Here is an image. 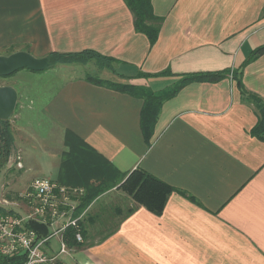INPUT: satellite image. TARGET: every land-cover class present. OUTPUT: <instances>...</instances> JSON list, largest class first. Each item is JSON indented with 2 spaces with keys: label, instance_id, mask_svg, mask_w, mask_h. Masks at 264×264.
Listing matches in <instances>:
<instances>
[{
  "label": "crops",
  "instance_id": "crops-1",
  "mask_svg": "<svg viewBox=\"0 0 264 264\" xmlns=\"http://www.w3.org/2000/svg\"><path fill=\"white\" fill-rule=\"evenodd\" d=\"M151 4L162 18L152 46L124 0H0L3 55L92 49L107 62L58 65L90 66L96 78L155 92L185 73L229 70L164 100L149 144L140 97L82 75L50 81L34 98L19 83L11 153L20 157L23 134L54 140L44 143L41 170L96 195L81 212L83 241L57 264H264V138L252 133L259 111L247 97L264 101V53L247 62L264 45V0ZM33 101L28 117L22 110ZM136 168L174 187L160 214L120 187ZM25 207L18 201L16 209ZM51 239L50 253L57 250Z\"/></svg>",
  "mask_w": 264,
  "mask_h": 264
},
{
  "label": "trees",
  "instance_id": "trees-1",
  "mask_svg": "<svg viewBox=\"0 0 264 264\" xmlns=\"http://www.w3.org/2000/svg\"><path fill=\"white\" fill-rule=\"evenodd\" d=\"M133 14L134 27L137 31L145 34L152 46L158 36L159 25L162 20L161 17L153 13L151 0H124ZM264 53V45L255 49L247 59V62L255 59ZM50 66L55 64H71V63H85L89 60H95L98 65L104 64L107 59L104 55L92 50L84 49L76 52H50L46 56ZM229 70L214 71V72H191L181 75L180 79L171 87L164 91H152L146 87L137 86L128 83L108 82L103 79L88 76L90 79L97 83L107 84L115 89L125 91L131 95L143 99V107L141 111L140 124L144 140L147 144L154 132V126L157 118V113L162 102L171 96L175 95L178 90L186 83L191 81H216L222 77L227 76ZM233 78L236 80V85L242 93H246L243 88L241 74L236 70L232 72ZM251 99L259 111V117L256 125L252 128V133L264 138V101L261 97L254 93H248L247 96ZM13 150V138L11 135L9 119L0 120V169L7 163L9 155ZM59 182V181H58ZM120 187L129 194L132 199L143 205L145 208L155 214H160L164 208L166 200L174 187L161 181L160 179L149 174L142 168L134 169L127 178L122 182ZM96 195H88L87 192L83 193L78 198L75 207L74 215H79L86 207V205ZM132 208L128 210V214ZM32 227L38 228L39 232L43 235L48 233V228L45 226H37L31 224ZM83 234V231H82ZM67 246L78 244L74 239L73 230H67L63 234ZM19 261L13 258H5L0 261V264H18Z\"/></svg>",
  "mask_w": 264,
  "mask_h": 264
},
{
  "label": "built area",
  "instance_id": "built-area-1",
  "mask_svg": "<svg viewBox=\"0 0 264 264\" xmlns=\"http://www.w3.org/2000/svg\"><path fill=\"white\" fill-rule=\"evenodd\" d=\"M18 164L21 166L20 161ZM83 193L82 187L35 177L21 195L25 209H16L18 201L4 198L0 204V261L13 258L18 264H57L59 256L68 251L63 239L67 230H73L77 242L83 241V213L74 215L77 199ZM31 224L47 227L48 233L43 235ZM55 236L59 237L60 248L50 253L46 246Z\"/></svg>",
  "mask_w": 264,
  "mask_h": 264
},
{
  "label": "rangeland",
  "instance_id": "rangeland-1",
  "mask_svg": "<svg viewBox=\"0 0 264 264\" xmlns=\"http://www.w3.org/2000/svg\"><path fill=\"white\" fill-rule=\"evenodd\" d=\"M87 69H85L82 64H76L74 66L55 64L42 70L20 68L9 75L0 77V85L14 83L11 86L15 89H20V84H23V87L27 85V90L30 96L34 98L35 95L37 97L39 95L43 96L42 89L44 92L50 90V86L52 85L49 84L50 81L56 82L60 79L80 75L92 76L94 78L101 76L97 70L94 71L90 66L87 67ZM21 90H23V88H21ZM33 102H31L29 105L27 104L25 109L22 110L23 113H27L28 117L31 116L33 110H35L37 107V102ZM17 108L18 105H16L15 111ZM34 135L31 134L27 136L26 134H23V140L21 141L23 147L18 153L20 157H18L16 154L13 155V153H10L7 163L0 169V201L4 198L12 201H22L21 195L27 190L29 184L28 182H30L29 180L33 176L36 175L35 177H50L47 171L41 170L38 163L49 156V154L43 149L44 143L54 144V140L51 141L47 139L39 141V139L35 138ZM19 161L21 166L18 164ZM23 164L24 166H22ZM52 177L55 178L54 174ZM51 242L54 244V246L57 245L56 249L59 250V237H53Z\"/></svg>",
  "mask_w": 264,
  "mask_h": 264
},
{
  "label": "water",
  "instance_id": "water-1",
  "mask_svg": "<svg viewBox=\"0 0 264 264\" xmlns=\"http://www.w3.org/2000/svg\"><path fill=\"white\" fill-rule=\"evenodd\" d=\"M50 63L46 56L37 57L25 50H18L7 55L0 54V77L13 73L20 68L42 70ZM18 94L11 85H0V120L11 117L16 107Z\"/></svg>",
  "mask_w": 264,
  "mask_h": 264
}]
</instances>
